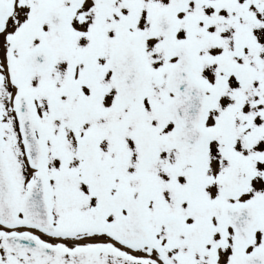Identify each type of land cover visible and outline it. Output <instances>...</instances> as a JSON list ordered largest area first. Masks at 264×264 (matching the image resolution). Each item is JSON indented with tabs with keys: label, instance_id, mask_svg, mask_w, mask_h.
Listing matches in <instances>:
<instances>
[{
	"label": "snow or ice",
	"instance_id": "6c2138e0",
	"mask_svg": "<svg viewBox=\"0 0 264 264\" xmlns=\"http://www.w3.org/2000/svg\"><path fill=\"white\" fill-rule=\"evenodd\" d=\"M0 264H264V0H0Z\"/></svg>",
	"mask_w": 264,
	"mask_h": 264
}]
</instances>
